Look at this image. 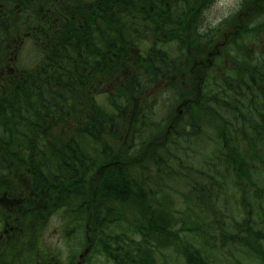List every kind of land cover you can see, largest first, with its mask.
<instances>
[{
  "label": "trees",
  "instance_id": "obj_1",
  "mask_svg": "<svg viewBox=\"0 0 264 264\" xmlns=\"http://www.w3.org/2000/svg\"><path fill=\"white\" fill-rule=\"evenodd\" d=\"M217 1L0 0V264H75L56 214L95 264H264V0Z\"/></svg>",
  "mask_w": 264,
  "mask_h": 264
},
{
  "label": "rangeland",
  "instance_id": "obj_2",
  "mask_svg": "<svg viewBox=\"0 0 264 264\" xmlns=\"http://www.w3.org/2000/svg\"><path fill=\"white\" fill-rule=\"evenodd\" d=\"M240 0H218L215 2L214 5L211 6L206 12V22L210 24L211 26L216 25L222 18L226 17L228 14H230L236 7L237 4H239ZM106 92V91H105ZM103 92V94L105 93ZM103 95L98 96L96 99L98 102H103ZM150 96V95H148ZM151 100L154 102V108L149 107L150 110L154 109L153 120L159 121L161 124H165L161 122L162 118H166L168 116L169 110L175 106L173 101L170 98L161 99V96L156 94H151ZM102 104V103H101ZM147 108V107H146ZM173 114V112H172ZM174 115V114H173ZM202 124V123H200ZM199 124V127L201 126ZM199 129V128H198ZM188 143L190 144L189 150L186 152V157L182 158L183 164L188 166L191 165V169L193 170V167L195 169H199L204 166V157L208 156L210 153V147H213L212 140L207 136H199L197 139L194 138H187ZM205 159H209V156ZM207 169V166H206ZM152 175H155L151 172ZM171 195L173 196V191H169ZM66 222V221H65ZM62 221L60 219L59 214H56L53 216L48 223L44 234H43V247L53 251H62V259L64 261H67L66 255L67 253L76 252V258L78 255H80L83 251L85 246V242H82L81 245H77L76 240V234L74 232L72 235H67L63 233L62 230ZM66 226V225H65ZM76 228V227H75ZM82 232L84 233V227L82 228ZM75 234V235H74ZM74 238V241L72 239ZM95 258H86L83 264H95L94 263Z\"/></svg>",
  "mask_w": 264,
  "mask_h": 264
},
{
  "label": "flooded vegetation",
  "instance_id": "obj_3",
  "mask_svg": "<svg viewBox=\"0 0 264 264\" xmlns=\"http://www.w3.org/2000/svg\"><path fill=\"white\" fill-rule=\"evenodd\" d=\"M208 57H209V55H208Z\"/></svg>",
  "mask_w": 264,
  "mask_h": 264
}]
</instances>
